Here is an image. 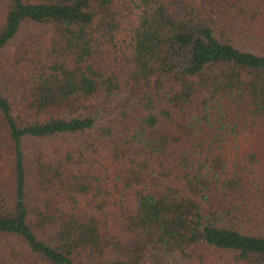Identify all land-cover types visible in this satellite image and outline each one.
I'll use <instances>...</instances> for the list:
<instances>
[{"label":"trees","instance_id":"16d2710c","mask_svg":"<svg viewBox=\"0 0 264 264\" xmlns=\"http://www.w3.org/2000/svg\"><path fill=\"white\" fill-rule=\"evenodd\" d=\"M254 2L0 0V264H264Z\"/></svg>","mask_w":264,"mask_h":264},{"label":"rangeland","instance_id":"374dc122","mask_svg":"<svg viewBox=\"0 0 264 264\" xmlns=\"http://www.w3.org/2000/svg\"><path fill=\"white\" fill-rule=\"evenodd\" d=\"M263 5L259 3H252L249 7L246 8V13L242 17V23L236 26V29L242 31L246 29L244 36L239 37V41L243 43L246 47L252 48L255 50H259L264 52V11L262 9ZM263 11V12H262ZM253 32V36L255 39L253 40L252 37H248L249 32ZM43 27L41 25H31L26 24L23 26L18 34L17 37L12 40L5 49L4 55L9 56V54L17 53L18 55L26 54L27 50H30L35 46L40 39L43 38ZM105 50H109L111 53L104 52V60L109 64L115 63L113 57L115 53L111 51L110 44L105 47ZM56 143V142H54ZM53 148V145H43L42 150H49ZM28 157L32 159L34 157V152L31 148L28 147ZM264 161V157H261ZM28 160V159H27ZM113 179L110 180L112 184ZM82 203L85 202V198H80Z\"/></svg>","mask_w":264,"mask_h":264}]
</instances>
